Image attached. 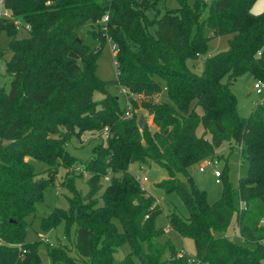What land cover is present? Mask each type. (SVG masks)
<instances>
[{"label": "trees", "instance_id": "obj_1", "mask_svg": "<svg viewBox=\"0 0 264 264\" xmlns=\"http://www.w3.org/2000/svg\"><path fill=\"white\" fill-rule=\"evenodd\" d=\"M160 1L5 0L26 35L19 37L15 19L0 18L12 52L6 63L11 89L0 85V264H42V240L26 241L28 217L57 173L39 178L27 157L68 168L78 162L66 147L69 139L87 131L104 138L81 167L90 175L89 192L65 183L73 193L69 208L41 218L46 232L62 222L67 233L75 230L78 257L46 244L54 264H262L264 104L241 116L231 84L247 72L264 80V12L252 11L256 0H178L163 13ZM86 23L102 44L110 39L116 45V80L98 76L101 50L77 32ZM223 35H232L229 49L205 58L197 73L189 61L206 55L211 39ZM111 84L128 90L130 109L121 108ZM95 91L104 95L101 101ZM163 91L169 100L161 99ZM139 108L152 116L156 131L141 129ZM232 141L244 144L247 175L238 188L224 181L222 197L211 204L190 168L213 161ZM133 163L167 170L157 187L177 192L189 211L169 213L168 224L194 239L195 255L163 239L165 230L156 225L162 208L130 171ZM234 217L244 245L226 235ZM126 243L131 251L118 261Z\"/></svg>", "mask_w": 264, "mask_h": 264}, {"label": "rangeland", "instance_id": "obj_2", "mask_svg": "<svg viewBox=\"0 0 264 264\" xmlns=\"http://www.w3.org/2000/svg\"><path fill=\"white\" fill-rule=\"evenodd\" d=\"M190 4H194L196 0H188ZM179 6L178 0H161L159 8L164 13L167 9L177 8ZM8 13L6 18L15 19L16 24L20 26L22 19L20 17L15 18L9 9H5L0 6V18L1 14ZM252 11L256 14L264 12V0H256L253 5ZM93 27L90 23H86L81 26L77 32L80 38L84 42L93 48L101 50L99 63L97 67V74L103 80H116L117 79V65L114 52V44L110 39H107L103 44L93 34ZM26 35V31L20 26L19 37ZM232 35H223L211 39L209 42V48L206 55L201 56L196 61H189L190 66L194 68L197 73H202L204 70V60L207 57H212L220 52L227 51L229 49L230 39ZM11 38L6 32H0V51L5 54L0 57V85L4 86L7 91L11 89L12 76L6 70V63L10 59L12 52L8 50L9 42ZM227 78L224 79L226 81ZM256 79L254 76L247 72L242 74L231 84V89L237 96L239 114L243 117L250 115L253 106L261 100V96L255 91L254 85ZM109 91L112 95L118 97L119 104L122 109L127 106L126 94L123 88L118 87L115 84H111ZM104 95L99 92H94V98L98 101L103 99ZM162 100H169L166 91L161 94ZM202 109L199 107V112ZM140 118H145L149 124V129L154 132L156 127L153 124L152 116L148 112L139 108L137 110ZM199 134L203 133V127L198 129ZM108 133L105 130L104 134ZM104 138L98 134L92 132H83L81 135H73L69 139V143L66 145L70 154L75 156L78 160L74 165L65 168L64 166H56V169L47 167L45 163L39 161L31 156L27 158L35 165L37 171H39V178H47L56 170V177L54 183L48 186L45 190L44 199L37 203V211L35 214L28 217L30 223L26 241L36 242L42 240L39 245L42 264H54L51 257L48 254L47 245L60 246L66 250V252L72 256L78 257V251L76 250L75 230L71 229L69 233L66 231V224L60 223L53 230L46 232L42 229L41 218L51 213L55 208L62 209L69 208V197L73 196L66 184L71 183L79 192L86 195L90 187L87 183L89 174L85 173L81 168L83 163L89 161L93 156V148ZM243 145L227 143L218 149V156L210 162L209 160H203L193 165L190 168V174L193 177L197 186L206 192L207 200L213 204L222 197L224 181H229L233 187L238 188L240 180L247 175L248 160L246 155L242 153ZM217 162V163H215ZM227 163V168H226ZM204 166V170L201 171V167ZM130 171L137 174L142 178V186L147 189L148 194H152L157 198V202L160 204L162 211L156 218V225L159 228H164L165 234L163 239L172 241L176 248L182 253L186 252L189 255H195L196 246L194 239L190 237H183L177 231L171 229L168 224L167 215L173 211H176L184 216H188L189 211L177 192H167L166 190L157 187V183L168 178V172L166 169L160 167L157 164L151 166L140 167L138 163H133L130 166ZM216 171H219L223 175L216 176ZM147 177L148 180L144 181L143 178ZM112 174L104 177L102 180V188L100 192L109 184ZM182 180H185L183 175H180ZM219 180V182H218ZM263 221H261V225ZM226 235L240 244H245L244 240L239 234L237 228L236 217L226 232ZM162 240V239H161ZM47 244V245H46ZM131 251L129 243L124 244L116 253V259L121 261ZM136 264H141L136 259ZM264 264V259L262 261Z\"/></svg>", "mask_w": 264, "mask_h": 264}, {"label": "built area", "instance_id": "obj_3", "mask_svg": "<svg viewBox=\"0 0 264 264\" xmlns=\"http://www.w3.org/2000/svg\"><path fill=\"white\" fill-rule=\"evenodd\" d=\"M0 6H1V7H4V8L7 10V8L5 7V0H0ZM1 14H2L3 17H6V16L8 15V13H3L2 11H1ZM103 20H104V21H107V20H108V16H105ZM113 48H114V51H115V49H116V45H114ZM254 88H255L256 93H257L258 95L261 96V100H259L258 103H260V104H264V80H262V79H257V80H256V83H255V85H254ZM123 91H124V93L126 94V96H128V90H127L126 88H123ZM127 107H128L129 109L132 107V103H131V101L128 100V99H127ZM126 115H127V116H130V112L127 111V112H126ZM207 160H209V159H207ZM209 161H210V162H213L212 160H209ZM215 163H217V162H215ZM200 170L203 171V170H204V166L201 167ZM219 175H220V172H219V171H216V176H219ZM138 179L140 180V182H142V178H141L140 176H138ZM143 180H144V181H147L148 178L145 176V177L143 178ZM218 182H219V180H218Z\"/></svg>", "mask_w": 264, "mask_h": 264}, {"label": "water", "instance_id": "obj_4", "mask_svg": "<svg viewBox=\"0 0 264 264\" xmlns=\"http://www.w3.org/2000/svg\"><path fill=\"white\" fill-rule=\"evenodd\" d=\"M140 127L143 130L149 127V124L147 123V120L145 118H143V117L140 119Z\"/></svg>", "mask_w": 264, "mask_h": 264}, {"label": "crops", "instance_id": "obj_5", "mask_svg": "<svg viewBox=\"0 0 264 264\" xmlns=\"http://www.w3.org/2000/svg\"><path fill=\"white\" fill-rule=\"evenodd\" d=\"M258 103V102H257ZM238 228V227H237ZM238 231H239V229H238ZM240 234V233H239Z\"/></svg>", "mask_w": 264, "mask_h": 264}]
</instances>
